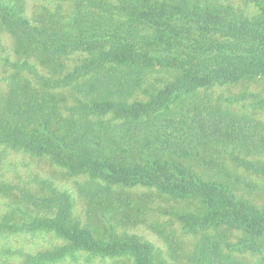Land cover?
I'll return each mask as SVG.
<instances>
[{"label": "trees", "instance_id": "1", "mask_svg": "<svg viewBox=\"0 0 264 264\" xmlns=\"http://www.w3.org/2000/svg\"><path fill=\"white\" fill-rule=\"evenodd\" d=\"M84 1L87 2L81 6L84 10L76 12L75 20L66 29L53 33L36 26L28 17L26 0H0V24L19 33L24 43L29 42L40 52V66L50 68L54 64L58 68L50 69L53 72L48 71L43 78L38 77L40 83L34 88L26 76L34 73L31 70L37 66L30 64V54L23 59L0 40L1 72L4 73L0 76V142L9 143L16 151L47 158L72 175H86L108 184L138 182L155 187L175 200L201 198L209 208L203 219L205 228L225 225L242 229L248 237L237 247L263 246L264 209L239 196L238 186L251 181L236 171L219 167L211 174L214 178L202 179L179 162L147 159L143 165L124 166L111 161L106 151L134 147L136 141L140 152L152 148L181 159L210 146L224 150L236 168L264 178V165L247 159L251 154L264 153L261 122L229 108L198 114L201 107L197 102L191 106L186 103L187 96L215 84H233L264 75V20L253 22L214 15L197 0H119L117 7L102 1ZM194 27L214 32L222 40L195 33ZM43 55L50 61L48 65L42 60ZM73 56L83 61L74 68H65L66 61ZM9 67L16 70L6 76ZM103 68L104 80L96 75ZM116 70L126 74L127 81L153 71H163L174 79L163 90L154 93L142 90L149 98L148 103L128 106L125 99L133 95V88L127 94L129 87L116 94L112 92V81L118 79L112 78ZM2 82L8 92L2 91ZM235 101L264 109V98L248 92ZM70 104V117L60 125L64 117L61 112H66ZM104 115H112L124 124L145 123L163 116L165 119L137 132L127 125L108 129L83 120L87 116ZM29 125L33 126L32 132L24 129ZM107 143L110 148L105 146V149ZM44 184L49 195L33 197L32 205L52 214L35 215L19 207L18 214L0 216V238L25 233L51 234L56 243L36 252L8 246L4 248L6 255H22L25 264H57L76 260L83 252L102 257H128L132 264H156L148 242L118 236L94 239L89 231L72 223V195L53 186L51 181ZM4 189L0 184V191ZM185 219L194 223L201 220L193 214ZM210 239L202 248L205 260L221 252L220 246ZM218 260L219 264H234L226 254L221 253Z\"/></svg>", "mask_w": 264, "mask_h": 264}, {"label": "rangeland", "instance_id": "2", "mask_svg": "<svg viewBox=\"0 0 264 264\" xmlns=\"http://www.w3.org/2000/svg\"><path fill=\"white\" fill-rule=\"evenodd\" d=\"M96 1L106 2L112 7H117L120 4L119 0ZM263 1L197 0L211 14L228 15L253 22L264 20ZM86 3L84 0H26L25 7L28 17L36 26L46 28L49 32L54 33L60 29H66L71 20H75L77 17L76 12L80 13L84 10L81 6H85ZM194 32L201 33L209 39L222 40L214 32L204 31L200 27H194ZM0 40L5 47L13 49L14 53L21 55L23 59H26L30 54V64L37 66L31 70L34 73L26 74V76L29 77L34 88L40 83L38 77L43 78V75L48 71L53 72L50 70L52 68L58 69L54 67V64L50 68L45 65L40 66V52L32 48V44L29 42L24 43L19 33L1 24ZM42 60H46L47 65L50 63L46 55H43ZM82 61L83 58L73 56L71 60L66 61L65 68H74L72 66H76ZM2 65L3 62L0 63V76L3 77ZM15 70L14 67H9L5 71L6 76L13 74ZM60 72L61 70L58 71V73ZM105 72V68H103L96 75L104 80ZM112 78L115 80L118 78L116 81H112L114 94L129 87L130 89L125 91L127 94L133 88V95H128L125 99L128 106L148 103L149 98L142 94V90L147 89L151 93L163 90L166 84L174 79L173 76L167 75L163 71H153L148 74H138L134 81H127L126 74L122 75L117 70L112 74ZM105 82L106 80L103 81V83ZM4 84L2 82L1 89L5 93L8 92V89ZM65 91L68 92L69 89L67 88ZM244 92L264 98V75L233 84H215L208 89L187 96L186 103L191 106L193 102H197L201 107L198 114L201 111L229 108L243 117L248 116L255 122H261L264 125V109L251 107L242 101H235ZM71 105L66 107V112H61L64 117H62L60 125H64L65 119L70 117L68 108ZM54 115L55 120H58L57 115ZM189 117L187 116L188 121ZM85 118L83 120H90L94 125L108 129L127 125L136 132L145 130L149 124L157 125L165 119L163 116L161 119H148L145 123L143 122L144 124L140 122L124 124L123 121L114 119L112 115L87 116ZM21 120L23 122L24 118ZM83 120L79 121L83 122ZM32 127L29 125L24 129L32 132ZM111 141L114 143L113 140ZM105 146L110 148L109 143L104 145L106 149ZM199 150L193 156L180 159L173 157L167 151L152 148L140 152L135 141L134 147L126 146L107 150L106 156L110 157L111 161L114 160L116 164L124 166L143 165L147 159L161 163L171 160L179 162L202 179L214 178L211 174L219 167L232 169L246 180L251 181V184L242 183L238 186L239 196L246 198L258 208L264 209V178L236 168L228 154L222 149L207 146ZM256 156H258L257 159ZM247 159L258 160L261 165H264V153L251 154ZM46 181H51L53 186H57L62 191L66 190L72 195L74 208L71 221L73 224H78L81 228L89 231L96 240H108L113 236H118L133 237L148 242L152 246L156 264H219L218 257L221 253L231 256L234 264H264V245L259 248L252 245L243 249L237 247L248 237L244 230L225 225L209 228L203 226V219L208 215L209 208L201 198L175 200L155 187L138 182L129 185L108 184L101 179L93 180L86 175H72L52 164L47 158H39L16 151L9 143L0 142V184L5 188L0 191V216L18 214L17 208L19 207H25L35 215L52 214V212L39 210L32 205L33 197L44 198L49 195L48 188L44 184ZM189 214L196 215L201 220L194 223L185 219ZM209 238H211V242L220 246L221 252L216 257L205 260L202 248L204 242H209ZM53 242L56 243L51 234L4 235L0 238V264H25L22 255L17 254L9 257L11 255L5 254L6 249L4 251V248H8V246L18 251L36 252L49 249ZM57 264H132V260L128 257H102L83 252L77 256L76 260L67 259ZM222 264L224 263L222 262Z\"/></svg>", "mask_w": 264, "mask_h": 264}]
</instances>
